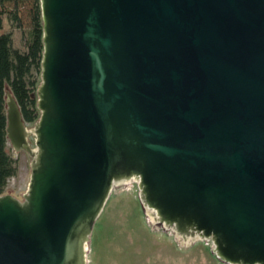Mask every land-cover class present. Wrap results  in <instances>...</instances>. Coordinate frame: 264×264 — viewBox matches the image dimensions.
Segmentation results:
<instances>
[{
    "label": "water",
    "instance_id": "1",
    "mask_svg": "<svg viewBox=\"0 0 264 264\" xmlns=\"http://www.w3.org/2000/svg\"><path fill=\"white\" fill-rule=\"evenodd\" d=\"M39 114L5 86L22 199L0 193V264H86L112 186L228 264H264V0H40ZM33 132L35 147L28 141Z\"/></svg>",
    "mask_w": 264,
    "mask_h": 264
},
{
    "label": "rangeland",
    "instance_id": "2",
    "mask_svg": "<svg viewBox=\"0 0 264 264\" xmlns=\"http://www.w3.org/2000/svg\"><path fill=\"white\" fill-rule=\"evenodd\" d=\"M27 25L24 16V29ZM2 29L11 32L14 47L24 48L22 31L11 27L5 16ZM34 139L33 132H29L31 147H35ZM12 156L16 159L17 171L0 193H8L10 189L9 194L22 199L21 192L26 191L29 182L32 158L25 150ZM138 192L133 179L112 186L94 222L86 264H228L214 254L211 240L196 239L184 246L179 244L173 231L152 224L145 215Z\"/></svg>",
    "mask_w": 264,
    "mask_h": 264
},
{
    "label": "trees",
    "instance_id": "3",
    "mask_svg": "<svg viewBox=\"0 0 264 264\" xmlns=\"http://www.w3.org/2000/svg\"><path fill=\"white\" fill-rule=\"evenodd\" d=\"M10 26L22 31L23 49L14 47L10 31H2L3 17ZM24 16L27 28L24 29ZM0 192L17 171L6 134L7 86L14 95L24 120H32L39 111L36 89L40 82L42 18L40 0H0Z\"/></svg>",
    "mask_w": 264,
    "mask_h": 264
}]
</instances>
